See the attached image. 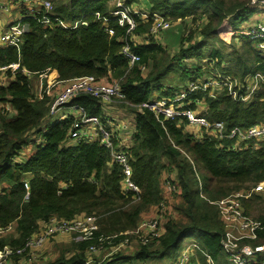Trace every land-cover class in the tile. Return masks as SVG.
<instances>
[{"label":"trees","instance_id":"16d2710c","mask_svg":"<svg viewBox=\"0 0 264 264\" xmlns=\"http://www.w3.org/2000/svg\"><path fill=\"white\" fill-rule=\"evenodd\" d=\"M49 1L62 22L74 25L83 19L86 25L66 30L58 23L47 27L27 18V33L19 50L0 48V67L19 62L29 73L17 71L6 86H0V105L12 110L10 114L0 112V229L12 232L0 235V248L21 247L51 219L94 216L98 230L93 239L78 240L73 234L56 258L33 259L30 264H86L89 248L99 244L98 238L114 236L113 243L102 244L93 264H145L165 258L174 262L185 238L223 264V227L213 203L264 182V138L221 139L214 129L202 126L197 133L186 116L167 119L141 106L158 101L181 105L180 112L190 111L210 125L221 123L224 136L235 129L246 133L255 126L264 127V82H258L246 102L235 101L224 89H188L189 82L217 74L238 82H243L249 71L264 76V53L252 42L236 35L230 43L219 39L224 21L236 31L258 9L251 0H126L130 9L141 2L151 8L150 18L136 19L137 26L128 35L126 27L110 16L114 11L111 0ZM153 15L181 24L179 48L173 53L148 35ZM108 30L113 31L112 36ZM134 36L141 37L140 43L131 38ZM239 40L244 54L238 50ZM125 45L138 62L131 64L123 55ZM47 71V78L55 83L93 76L119 85L124 96L121 105L134 116L135 132L126 152L132 180L140 189L137 196L122 189V173L111 163L110 150L98 141L69 140L72 118L46 122L51 117V100L34 98L30 78ZM75 104L90 116H103L97 99L80 96L72 100L71 105ZM200 105L202 111L197 113ZM29 136H34L30 141L34 152L22 162L14 161L28 145ZM167 181L176 193L165 194ZM163 201L174 216L166 220L162 237L140 246L133 256L116 252L106 258L109 246L123 240L121 234L135 231L141 216ZM242 205L247 216L264 224V198L255 193L243 199ZM244 243H264V232L260 231L255 241ZM26 259L13 257L6 264H28Z\"/></svg>","mask_w":264,"mask_h":264},{"label":"built area","instance_id":"2783aa9c","mask_svg":"<svg viewBox=\"0 0 264 264\" xmlns=\"http://www.w3.org/2000/svg\"><path fill=\"white\" fill-rule=\"evenodd\" d=\"M16 1L19 4L27 6V8L24 9V13L28 19H32L41 25L50 27L51 24L58 23V25L66 30L75 29L78 25H86L83 19L76 22L74 25H69L56 18L52 12V4L49 0ZM125 1L126 0H111L110 3H113L112 6H114V11L110 13V16L120 27H126V33L129 35L137 26L136 19L148 20L150 14L140 13L135 9H130L126 6ZM251 3L258 9V14H261L260 19L256 22L254 21L253 24L246 28L230 34L229 39L234 35L239 38H245L247 41L252 42L258 51L264 52V0H251ZM94 16L99 20V14L96 13ZM151 19L152 24L148 35L152 36V38L157 41V39L163 37L164 33L170 28L171 23L157 15H153ZM25 20L17 21L15 23L11 22L7 24V26L0 23V48L9 46L15 47L19 50L22 38L27 33ZM107 32L110 36L113 35L112 30H108ZM131 38L136 39L137 37L134 36ZM122 53L129 59L131 64L139 61V58L131 52L128 45L123 47ZM142 70H144V68H142ZM17 71L29 76V73L21 68L19 62L0 67V86L2 84L1 81L3 80V76L7 78V81L5 82L6 84L16 75ZM47 73L48 71L39 76L41 78H47ZM252 80V83L247 82V79L243 82H238V79H231L230 77H224L217 74L216 77L212 79L189 82L188 89L193 91L201 88L203 90L210 88L212 92L224 89L227 90L228 94L235 101L246 102L251 99L252 94L256 91L258 82H264V76L255 73ZM60 83L66 86L60 90L56 97H52L53 101L49 107L50 116L53 117L60 111V109L68 107L69 113L62 115L60 120L73 119L69 131V140L73 142L98 141L102 147L110 150L111 163L117 165L122 173V189L124 191H130L137 196L140 193V189L132 180V170L129 164L126 147H118L119 144L115 141L114 133L111 129L104 126L98 117L88 115L80 105H71L72 100L80 96L97 99L102 104H124V96L120 91L119 85L115 82L96 79L93 76L77 78ZM40 88L41 90L36 93L32 90L36 100H42L44 97L51 98L48 88L44 89L41 86ZM183 97L184 93L181 98ZM169 105L163 101H158L143 104L141 108L148 109L155 115H162L167 119H172L177 116H186L190 125L202 126L206 129H214L221 139L225 137L233 138L235 136L239 137L241 140H247L252 137L264 138V127L260 126H255L249 129L246 133H241L239 130L235 129L229 136H224L223 125L221 123L210 125L204 119L196 117L190 111L180 112L178 109L176 110ZM5 106L6 105H3L2 107V113L5 114L7 112L10 114L12 112L11 108L9 106L5 108ZM164 187L166 195H172L177 192L175 186L168 181L165 182ZM262 189H264V182L259 183L255 188H252L249 191L237 192L213 203L217 208L218 218L223 227L222 238L220 240L221 251L229 264H264V243L253 246L250 243H244L245 240L254 241L257 239L258 233L260 231L264 232V224L255 220L253 217L251 218V216H247L242 205L243 199L249 198L252 194L261 191ZM156 209V216L148 220H141L135 231L121 234L124 235V239L116 246L122 248L133 239H136V242L140 244V246H147L151 242L161 238L164 234V224L166 220L172 218L174 213L165 201L157 206ZM96 221L97 219L94 216H80L71 221L51 219L47 224L42 225V229L38 233L26 238L21 247L13 248L5 246L0 248V264H6L7 261L13 257L21 258V260L27 258V262H30L35 259V250L41 248L47 239L57 235L76 234L78 235V240L93 239V233L98 230ZM10 231V228L6 231L0 229V235ZM115 238L116 236L110 239L99 237V244L91 246L89 248V254L99 255L103 250L102 244L105 241H109L108 244L113 243L112 240ZM113 251L115 252V250ZM185 253H190V257ZM92 260L93 259L88 258L86 264H93L94 262L92 263ZM23 263H26V261ZM171 264L217 263L198 243L192 241L190 247L180 252L176 261Z\"/></svg>","mask_w":264,"mask_h":264},{"label":"rangeland","instance_id":"374dc122","mask_svg":"<svg viewBox=\"0 0 264 264\" xmlns=\"http://www.w3.org/2000/svg\"><path fill=\"white\" fill-rule=\"evenodd\" d=\"M226 1L229 2V1H232V0H226ZM112 5H113V3L111 2L110 6H112ZM26 8H27V6H24L22 4L17 3L16 0H0V23L3 24L2 22H5L6 20H8L9 22H12V23H15V22L21 21V20H25L27 18V16L25 15V13L23 11ZM134 8L138 12L144 13V9L145 8H143L142 4L138 3L137 5H134ZM260 17H261V14L259 15L258 12H256L253 18H255V20H256V19H260ZM255 20H253V21H255ZM223 24H224V26L227 25V20L224 21ZM170 25H171L170 28L164 33V37L163 38L161 37V38L157 39V42L161 46H163V45L167 46L168 44L172 45L173 49H170V53H173L174 50L176 51L179 48V46L176 47V45H177V43L179 41V37H180V34L182 32L181 31L182 27H181L180 23H176V24L172 23ZM223 34L224 33H222V35L220 36L219 39L221 41H224L225 43H230V41H228V39H226V37L223 36ZM215 47H218V46H215ZM237 47H238V50L241 51L244 54V50H243V48H241L242 47V41L239 40L237 42ZM230 52H231V50H227L226 51V53H230ZM262 53H264V52H262ZM249 57H251V56H249ZM190 62H192V61L190 60ZM206 62H204V63L207 64ZM188 63H189V61H188ZM247 63H249V61ZM225 67H227V66H225ZM233 67L236 68L237 65L234 63ZM248 75H244L243 78L247 79V82L252 83L250 78L253 79L254 74H251L250 76H248ZM30 80H31L32 90L35 93L37 91L39 92L41 90L40 86L43 87L44 89L45 88L49 89L50 95H51L50 96L51 97L50 98V100H51L50 105L52 104V101H53L52 97H56L59 94L60 90H62V88H65V86H66V85H64V84H62L60 82H57V83L52 82L50 78H44V77L41 78L40 76H31ZM103 80H106V79H103ZM6 81H7V78L5 76H3V80L1 81L2 82L1 86H6V84L8 83L7 82L5 84ZM181 96H182V94L180 95L179 98H181ZM50 105H49V107H50ZM169 106L170 107L172 106L176 110L181 107V105L174 106L172 104H170ZM2 107L3 106L0 105V112L1 113H2ZM107 107L108 106H106L104 104H101V107H100L101 111L106 116L109 114V111H108ZM125 108L122 107V106L119 107V109H122V110H124L126 112H130L127 108L126 109ZM202 108H203L202 105H200L197 113L202 111ZM58 113L55 116H53V117H48L46 122L48 124H54L55 122H57L58 116H59ZM122 119H123L124 123H126L128 126L130 125V121H131L130 114L125 115L124 118H122ZM193 129H194V132L195 131L197 133L200 132L198 126L193 127ZM33 138H34V136H29L28 137V139H27L28 145L25 146L22 149V151H20L18 153V155L14 158V161L22 162V161L26 160L34 152V147L30 144V141L33 140ZM39 141H40L39 139H36V142H39ZM24 179H26V178H24ZM256 194H258L262 198H264V189H262L261 191L256 192ZM155 216H156V214H155ZM9 233H12V232H8V233L2 234V235H7ZM71 236H73V235H57V236L52 237L51 239H47V241L45 242V244L41 248L35 250V253H34L35 260H33V261L37 262L39 258H43V257H45V259L53 260L54 258H56V256L60 252L61 248L63 247L62 245L67 244V243H69L71 241ZM136 241H137L136 239H133L127 245H124L122 248H119L118 246H109V248L104 252L105 254H107L106 258L110 257L111 253L114 252L113 250H115L114 253L122 252V253H124L126 255L133 256L136 253L137 248L140 247V244H138ZM191 242H192V240L190 238H185L181 242L179 248L177 249V254L179 255L180 252H182L184 249H188V247H190ZM185 254L190 257V253H185ZM97 255H91V254L88 253V257L91 258V259H96ZM220 260L222 261L223 264H229L226 261L224 255L221 257ZM31 262H29L28 264H30ZM171 263L172 262L168 261L167 258H165V259H162L160 261H149V262H146L145 264H171ZM113 264H126V263L125 262H118V263H113ZM135 264H139V263H135Z\"/></svg>","mask_w":264,"mask_h":264},{"label":"crops","instance_id":"0c3cea01","mask_svg":"<svg viewBox=\"0 0 264 264\" xmlns=\"http://www.w3.org/2000/svg\"><path fill=\"white\" fill-rule=\"evenodd\" d=\"M68 3L70 2V0H66ZM140 4H142L144 9V13L150 12V5L147 4L146 2H141ZM254 16H252L247 22L242 23L239 27L238 30H233V28L230 25V22L227 20V25L224 26V24L220 27L219 29V36L222 35V33H224L223 35H230L232 33H236L241 29L246 28L247 26L251 25L254 23L253 20H255V18H253ZM259 20L256 19L255 22ZM253 21V22H252ZM4 26H7V24L11 23L8 20H6L5 22H2ZM228 35V36H229ZM164 37V35H163ZM137 42L140 43L141 37H137L136 38ZM231 39H229L230 41ZM175 46V45H174ZM163 48H165L169 53H170V49H173L172 45H167V46H162ZM176 47H178V43L176 45ZM175 51V50H174ZM173 51V52H174ZM251 71L248 72V76H250ZM246 77V76H245ZM251 81L253 82L252 78H250ZM102 104V103H100ZM104 104V103H103ZM106 106H108V111L109 114L106 116L103 114L102 118L99 119L100 122L106 126L107 128L111 129L112 132L114 133L115 136V141L118 145V147L122 146L123 148L126 147L128 148L131 143H132V136L135 132V124H134V116L131 112H126L122 109H119L120 104H104ZM124 107V106H122ZM125 108V107H124ZM126 109V108H125ZM102 112V111H101ZM69 113V109L68 107H64L62 108L59 113H58V119L60 120V118L62 117V115ZM103 113V112H102ZM130 114L131 117V121H130V125L128 126L126 123H124L123 119L125 115ZM131 126V127H130ZM156 207L151 208L149 211H147V213H144L141 216V220H148L150 218H153L155 216L156 212ZM140 220V221H141Z\"/></svg>","mask_w":264,"mask_h":264},{"label":"bare ground","instance_id":"6f19581e","mask_svg":"<svg viewBox=\"0 0 264 264\" xmlns=\"http://www.w3.org/2000/svg\"><path fill=\"white\" fill-rule=\"evenodd\" d=\"M228 35H229V34H228ZM228 35H223V36H225V37H226V39H229V37H230V36H228Z\"/></svg>","mask_w":264,"mask_h":264}]
</instances>
